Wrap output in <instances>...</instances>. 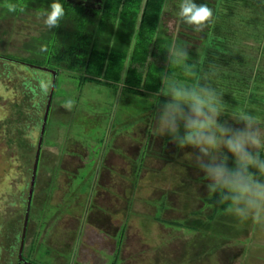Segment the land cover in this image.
Wrapping results in <instances>:
<instances>
[{
	"label": "trees",
	"instance_id": "obj_1",
	"mask_svg": "<svg viewBox=\"0 0 264 264\" xmlns=\"http://www.w3.org/2000/svg\"><path fill=\"white\" fill-rule=\"evenodd\" d=\"M4 1L9 2L2 9L0 8V19L23 18L22 15L31 13L41 14L52 3V0ZM170 1L83 0V2L74 3L72 0H64L62 4L65 15L59 27L46 31L48 27L42 29L38 35L31 36L25 41L17 53L4 51L0 53V59L29 69L32 76L19 78L20 82L14 84V89L19 92V98L11 102L8 116L3 120L0 119V129L5 128L3 129L5 140L2 138L5 149L0 154L4 156L6 152L10 156L16 154L17 162L20 163L13 189L6 192V195L12 198L0 211V216H3L11 207L16 206L19 209L17 213H13L14 215L7 216L10 217V221L0 224V259H3V264H24L25 261L39 264L33 258L37 259L36 253L42 251L40 247L47 250V253L66 258L64 261L66 264H81L77 259L76 243L79 234L82 233L84 217L86 225L91 227L96 226L92 222V217L97 218L96 229L102 236L106 235L103 237L107 239L110 237L115 241L111 254L102 252L105 257L102 264L121 263V253L126 240L131 235L137 239V242L143 237V233L138 230L141 223L146 226L161 225L179 228L185 234L192 233L193 241L197 242L196 245L204 243L209 237H215L213 236L215 227L200 225V223L181 218H169L173 206H170L166 196L162 195L160 199L152 197L150 202L153 203L154 213L150 216L140 213L135 207L136 203L145 200L143 198L146 191L140 190L142 183L140 178L141 173L148 166L170 165L173 161L181 159L185 160L183 163L184 167L188 168V172L202 173L195 166L194 161L182 159L183 154L191 150L196 152L195 149L179 148L171 141L169 135L165 136L162 145L154 147L151 142L153 134L147 128L150 139L145 136V145L138 149L136 155L128 158L130 165L122 169L126 170V173L120 171V166H115L113 163L110 166H103L110 156L104 155L100 161L101 154L98 147L101 146L103 150L108 148L105 152L108 153L112 149V142L116 136L123 134L136 139L134 135L138 128L135 125L151 124L150 119L155 117L160 104L168 99L157 94L164 86L162 80L165 72L169 76L174 74L175 79L181 83L193 85L203 83L204 75L215 70L216 74L210 76L208 82L222 96L221 123L233 122L238 125L236 127H240L243 124H237L234 121L240 115L248 113L257 117L258 113H264L261 110V106L264 105V0H214L213 17L200 32L199 38L194 35V28L185 25L180 26L182 28H178L175 34H168L163 27V20ZM9 3L14 5L15 10L6 15ZM86 24H91L88 34L83 33ZM194 36L198 39V43L192 50L187 44ZM58 38L63 41L58 42L56 40ZM252 38L256 42L260 41L259 47H256ZM173 47L187 50L189 55L187 63H195L196 66L194 76H186L183 69L176 64L169 65L167 50ZM255 50L258 51L254 56L250 52ZM50 70L56 72L55 79ZM6 75L13 80L9 73ZM48 76L55 80L54 83L52 79L48 82ZM67 79L80 81L75 104L70 110L64 107L65 102L69 100L68 94L60 103L63 87L70 84ZM86 83L110 87L114 90L116 99L120 98L117 104L119 110H122L124 104L122 122L115 125L117 113H114L116 105L115 102L113 103L112 117L107 125L111 129L107 143H103V138L91 135L90 131L80 132L82 133L80 138L66 133V129L69 132L72 129L68 122H72L71 118L75 114L74 110L81 100L83 86ZM65 89L67 90L66 87ZM51 91L52 102L46 130L44 135L39 133L35 137L33 133L36 129L40 126L42 128ZM31 108L35 109L34 115L30 113ZM58 108L59 112H57ZM64 110L72 112L69 121H63L66 116ZM42 111L43 116L40 117ZM124 124L128 127L120 129V125ZM29 125L31 131L26 134L25 126ZM181 131H183L182 127ZM71 132H74L73 129ZM138 133L141 132L138 130ZM40 136H42V144L32 189ZM58 136H62L60 142L57 141ZM76 143L86 148L87 154L92 158L90 164H88L89 156L87 161H84L85 165L78 160L82 158V153L76 148ZM51 147H56L57 153L49 152ZM261 155L264 156V150H261ZM47 160L48 163L53 164L46 167ZM100 162H102L100 169H103L105 173L110 172L111 176L122 178L123 183L100 184V180H96L97 172H99L97 165H100ZM87 165H91L88 170L90 172L80 175V169L88 167ZM67 166L68 168L64 169ZM62 177L66 178L67 182H64ZM196 182H199V179H196ZM125 183L126 185L123 186L122 184ZM93 192L94 194L99 192L98 197L104 193L101 205L93 202L95 200ZM196 199L210 210L207 217L209 221H215L216 217L227 211V205H217L215 197L210 198L208 193L201 196L199 194ZM105 204L107 207L103 206ZM28 207L30 208L27 236L23 250L20 252L21 235ZM62 207H66L65 211ZM79 208L83 210V218L80 219L78 235L72 232L74 238L69 244L61 245L60 250L54 248L51 245L52 239L47 238L45 231H52L51 224L58 226L62 224L61 219L65 217L74 220L73 213L80 210ZM47 212L51 214L48 217L43 215ZM194 215L198 216L199 213L196 212ZM251 225V232L258 230L260 236H263L264 227L256 225L254 221ZM232 228L235 230L234 226ZM109 229L113 233L106 231ZM147 231L143 230V232ZM146 237L142 246L146 244L152 246L153 244H150L152 238L148 235ZM249 237L250 234L248 239ZM242 244L244 241H240L239 245ZM184 245L182 243L181 247L183 248ZM174 248L176 246L169 243V249ZM241 248L243 250H240L239 257L247 254L246 258L251 260L252 257H249L252 251L251 246L244 244ZM162 251L161 246L155 249L156 253ZM183 253L184 251L182 255ZM233 253L228 251L227 257L230 259ZM205 255L209 256L210 251ZM207 258L211 259V257ZM234 258L236 259V255ZM249 260H246L247 264ZM244 261L242 264H245ZM254 261L255 264H264L263 261Z\"/></svg>",
	"mask_w": 264,
	"mask_h": 264
},
{
	"label": "rangeland",
	"instance_id": "obj_2",
	"mask_svg": "<svg viewBox=\"0 0 264 264\" xmlns=\"http://www.w3.org/2000/svg\"><path fill=\"white\" fill-rule=\"evenodd\" d=\"M63 1L64 0H60L61 3H63ZM7 2L9 1L0 0V8L2 9L4 6H6L5 4ZM180 2L181 0H171L166 8L163 27L170 35L175 34L178 28H182L180 27L182 25L194 28V26L182 22L178 17L177 12ZM194 3H196L197 5L206 3L209 8H214V0H194ZM9 5H11V3L7 5L8 13L6 15H9V13L11 14L12 12L9 10ZM22 17L23 18L16 17L0 19V53L2 51L17 53L18 51H20L19 48L22 47L25 41L29 40L31 36L38 35L42 29H45L47 27L43 23V18L39 13L22 15ZM96 21L99 20L97 19ZM90 27L91 24H86L85 28L83 29V33L88 34V31H90ZM48 29L49 28H46L45 31ZM193 32L194 35L197 36V38H199V36L201 35V31L197 32L196 30H194ZM109 34L111 33L109 32ZM218 35L222 34L218 33ZM196 36H194L195 40L193 38L192 40H190L191 43L189 42V44H187L189 49L192 48L193 50L194 46H196V44L198 43V39L196 38ZM56 40L58 42L63 41L59 38ZM252 41L256 43V47H259L260 41L256 42L253 38ZM36 43V45L38 46V42ZM190 44H192V47H190ZM31 45H33L32 42ZM198 48L196 50H198ZM257 51L258 50H255L254 52L252 51L250 53L255 56L257 55ZM5 63H7L6 66ZM7 73L10 74V77H12L13 80H11L6 75ZM41 76L43 77V74H41ZM23 77H32L29 69H26L25 67L20 65L17 66L15 63L12 64L11 62H6L4 59H0L1 120L5 119L4 117L8 116L10 104H12L11 102H13V100L16 98H19V92H17L18 90L14 89V84H18L20 82L19 78ZM51 79L53 81V78L51 76L47 77L48 82L51 81ZM67 81L70 82V84L68 86H65L67 90L65 89V87H63V96L60 103L65 100V96L67 94L69 95V100H75V98L77 97V93L80 87V81L78 79H67ZM226 94L228 95V93H225V95ZM80 98L81 100L77 105L76 110H74L76 116L74 114L73 118H71L72 112L64 110L66 116L64 117L63 121H69V119L71 118L72 122H68V125L74 131L71 132L72 129H70L69 132V130L66 129L67 135L71 134V136L73 135V137L80 138L79 136L82 134L80 132L90 131L91 135L98 136L100 137V139L103 138V143H107L110 138L108 137V134H111L110 126L107 125L110 118L112 117L111 110L114 109L113 103L115 102L116 105L114 113H117L115 118V125H117L118 122L119 124H121L122 122V112L125 111L124 104L121 108L123 111L119 110L117 104L120 102V98L116 99L114 90L110 87L96 83H86L83 86L82 97ZM31 109L30 113H33L34 115L35 109ZM261 110H263L264 112V105L261 106ZM59 111L60 110L58 108L57 112ZM42 116L43 111L41 112L40 117ZM256 118L259 122V127L261 128L262 132H264V113H258ZM150 120L151 124H148V126H146L145 123L135 125V127L138 128L136 130L137 133L134 135L136 136V139L133 136L127 137L123 134H119L113 139L112 149L109 150L108 153H105L108 148H104L103 150L101 146L98 147L99 153L101 154L100 161H102L104 155L108 157L110 156L109 158H107L106 162H104L105 164H103V166H110L113 163L115 166H120V171L126 173V170L122 169L128 168V164L130 162L128 158L136 155L138 153V149L142 148L143 145H145V136H148V138L150 139V134L147 128H149L151 133L153 134L151 142H153L154 147L162 145L167 134L161 135L155 128V117L151 118ZM228 123L233 127L238 126L233 122ZM23 124L25 125L24 122ZM121 127H128V125H120V129H123ZM240 127H243V125H241ZM3 129L5 130V128L0 129V152L5 149V144L2 140V138L5 140ZM25 129L26 134L30 133L31 126H25ZM40 129H42L41 126L36 129L35 133H33L35 137H37L39 133L41 134ZM138 130L141 132L140 134L138 133ZM55 131L53 130V135L55 134ZM105 133H107L106 136H104ZM61 138L62 136H58L57 141L60 142ZM75 145L76 148H78V150H81L82 153V158H78L81 164H86L84 161H87L88 156V164H90L92 162V158L89 154H87L86 148H84L80 143H76ZM49 149V152L54 154L57 153L56 147H51ZM193 153H195L194 150L187 151L182 155V159H186L187 161L189 160L190 162L194 161L192 159ZM17 157L18 156L16 154L10 156L7 152L5 156L0 154V211L3 210V207H6L8 205V202L12 198L10 195H6V192L13 189V182L18 176L17 168L19 167L20 163L17 162ZM184 161L185 160L178 159L177 161H173L172 163H170V165L160 164L159 166H148V168L144 169L141 173L140 178V181L142 182L140 190L146 191L145 197L143 198L145 200L136 203L135 207L140 213L150 216L154 213V206L152 205L153 203L150 202V200H152V197L155 196V198L160 199L162 195L166 196L170 206H173L171 207V211L168 216L169 218H181L188 221L200 223V225H210L212 227H215V234L213 233V236L215 237H209L208 240L204 243L201 242L199 245H196L195 243L197 242L196 240L193 241L192 233L185 234L184 232H181L179 228L164 226L162 227L161 225L146 226L144 223V225H142L141 223L138 230L143 233V237L140 238L138 242L134 236L132 237V235L126 240L125 246H123V252L121 253L120 264H227L228 262L233 264H242L244 259L245 264H247L246 260H249L246 258L247 254H244V257L242 255L239 257L240 250H243L241 246L244 247V244L247 246H251L252 248V251L250 250L251 252L249 253V257H252L250 258L251 260H249V264H253L254 260L264 262V229H262L263 236H260V231L258 230H256L255 232H251V223H253L252 219L240 220L237 217L233 216V214H231L228 210L216 217L215 221H209L207 217L209 216L210 210L206 208L202 203H200L198 199H196V196L199 194L200 196L201 194H207L205 185L208 183V181L204 178L203 173H197L193 171L188 172V168L184 167ZM101 163L102 162H100V165L96 164L99 170L96 175V180H100V184L102 183L104 185H107L108 183H110L111 185H114V182H116L117 185L119 183H123L122 178L118 176H111L110 172L106 171L107 173H105L103 169H100ZM52 164L53 163H48L47 160L45 166L48 167ZM87 166L88 167H82L80 169V175L85 174L89 170V167H91V165ZM67 168L68 166L64 169ZM61 179H63L64 182H67L66 178L62 177ZM196 179H199V182H196ZM122 185L125 186L126 183ZM96 192L95 194L93 192V197L95 199L93 200V202L95 201L96 204L101 205L103 202L104 193L98 197L100 193ZM103 206L107 207V204ZM65 208L66 207H62V210L65 211ZM79 209L80 210H77L75 211V213H73L74 220H71L69 217H65L61 219L63 221L62 224H59L58 226L57 224L55 226L51 224L50 227L53 230L45 231L47 238L52 239L53 243L51 245H53L54 248L60 250L61 245L69 244L72 238H74L72 232H75L74 234L78 233L80 219L83 218V210L81 208ZM18 210L19 209H17L16 206L15 208L11 207L9 210H7L8 213L6 215L0 216V224L10 221V217L7 216L13 214L14 212L17 213ZM196 212L199 213L200 216L194 215ZM43 215L48 217L51 214L50 212H47ZM89 215L90 213L88 214V216ZM96 219L97 218H94V216L92 217V222L97 226L98 223ZM146 220L149 221L150 219ZM254 223L256 225H261L262 227H264L263 224H258L256 222ZM96 226H93L95 227L93 228L88 224L86 225L84 217V223L81 229L82 233L79 234V238L77 237L78 241L76 243V248H78L77 259L79 262H81V264H102L105 260L102 252L111 254L114 250L115 241L111 240L108 236V239L103 237L106 235L103 234L102 236L99 230L96 229ZM232 226L235 227V230H233ZM229 227H231L230 230H226V228ZM143 230L148 231L143 232ZM106 231H110L111 233H113L111 229ZM243 234L245 235L244 237L242 236ZM249 234L250 237L248 239ZM147 235L148 237L152 238L150 241V244H153L152 246H149L147 244L142 246L144 241L147 239ZM187 240L188 242H186ZM81 241L82 243H80ZM240 241H244V244L239 245ZM169 243L175 245L176 248H174L173 250L169 249ZM182 243L185 244L183 248L181 247ZM159 246L162 247L163 251L161 253H156L155 249ZM165 247L166 249H164ZM39 249L42 251H38L36 253L37 259L33 258V260H36L39 264H66V262H64L66 258H62L54 252L52 253L55 255L47 253V250H45L43 247H40ZM183 251L184 253L182 255ZM209 251L210 255L206 256L205 253ZM228 251L234 252L233 254L236 255V259L234 258V255H232L229 259V257H227ZM207 257H211V259H208ZM3 262V259H0V264H3Z\"/></svg>",
	"mask_w": 264,
	"mask_h": 264
},
{
	"label": "clouds",
	"instance_id": "obj_3",
	"mask_svg": "<svg viewBox=\"0 0 264 264\" xmlns=\"http://www.w3.org/2000/svg\"><path fill=\"white\" fill-rule=\"evenodd\" d=\"M9 10L14 11V6L9 5ZM40 15L52 29L60 26L65 10L60 0H52ZM177 15L199 32L212 19L213 11L206 3L181 0ZM167 52L169 65L181 67L186 76L195 75V63H187L186 49L173 47ZM215 74L212 70L204 75L203 83L188 85L165 72L164 86L157 94L168 99L159 106L155 128L161 135H169L179 148L196 150L192 159L208 181L207 193L215 197L217 205H227V210L240 220L264 224V132L256 116L248 113L235 119L243 127L220 122L222 96L208 82ZM74 104V100H67L64 107L70 110Z\"/></svg>",
	"mask_w": 264,
	"mask_h": 264
},
{
	"label": "water",
	"instance_id": "obj_4",
	"mask_svg": "<svg viewBox=\"0 0 264 264\" xmlns=\"http://www.w3.org/2000/svg\"><path fill=\"white\" fill-rule=\"evenodd\" d=\"M50 71L53 72L54 79H55L56 72H54L52 70H50ZM54 81L55 80H53V83H54ZM52 94L53 93L51 91L50 94H49V100H48L47 107H46V111H45V114H44V121H43L42 129H41V135H44V132L46 130V124H47V121H48L49 112H50V106H51V102H52ZM40 137L41 138L39 139L38 151H37V154H36V159H35V164H34V176H33V181H32V184H31L32 189H33V186H34L35 174L37 172L38 159H39L40 148H41V144H42V136H40ZM31 193H32V190H31ZM28 206H30V205L28 204ZM29 208L30 207H28V212L26 213V218H25V222H24V225H23V230H22V235H21V249H20V252H22V250H23V247H24V244H25V238L27 236L28 220H29ZM24 264H33V263H30V262H26L25 261Z\"/></svg>",
	"mask_w": 264,
	"mask_h": 264
},
{
	"label": "crops",
	"instance_id": "obj_5",
	"mask_svg": "<svg viewBox=\"0 0 264 264\" xmlns=\"http://www.w3.org/2000/svg\"><path fill=\"white\" fill-rule=\"evenodd\" d=\"M72 2L74 3H79V2H83V0H72ZM97 20V19H96ZM253 264H255V261H253Z\"/></svg>",
	"mask_w": 264,
	"mask_h": 264
}]
</instances>
